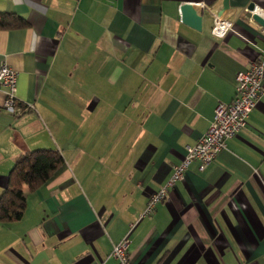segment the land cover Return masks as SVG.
<instances>
[{
  "label": "crops",
  "instance_id": "1",
  "mask_svg": "<svg viewBox=\"0 0 264 264\" xmlns=\"http://www.w3.org/2000/svg\"><path fill=\"white\" fill-rule=\"evenodd\" d=\"M182 2L200 31L177 21ZM251 3L264 10V0H0V13L28 23L0 30V66L32 106L8 116L0 87V196L23 153L64 160L37 191L23 187L20 221L0 223V264H117L110 251L125 234L133 264H264V95L209 166L193 161L142 216L261 57ZM215 15L233 32L212 36Z\"/></svg>",
  "mask_w": 264,
  "mask_h": 264
},
{
  "label": "built area",
  "instance_id": "2",
  "mask_svg": "<svg viewBox=\"0 0 264 264\" xmlns=\"http://www.w3.org/2000/svg\"><path fill=\"white\" fill-rule=\"evenodd\" d=\"M191 5L193 4L191 3ZM196 5L201 8L205 7L202 2H197ZM256 8L258 7L255 6ZM259 10L264 13V10L260 8ZM250 14L257 13L254 10ZM262 18L264 19V17ZM249 20L263 31L262 27L251 17H249ZM229 32H233V24L215 15L211 35L216 38H223ZM263 78L264 51L261 57L251 62L245 71L236 75L233 100L228 104L218 103L216 105L207 131L194 145L186 147V155L183 160L173 168V173L167 185L150 197L142 216L149 215L157 203L167 198L168 187L184 179V173L193 161H198L200 164L199 170H204L226 148V142L247 126L251 112L264 95L262 88ZM16 81L17 73L6 64H2L0 66V87L4 94L2 108L12 118H19L32 108L30 104L21 105L18 102L15 95ZM132 228L133 226L131 225L130 230ZM129 249V234H125L120 241L112 245L110 256L117 261V264H133L129 258Z\"/></svg>",
  "mask_w": 264,
  "mask_h": 264
},
{
  "label": "trees",
  "instance_id": "3",
  "mask_svg": "<svg viewBox=\"0 0 264 264\" xmlns=\"http://www.w3.org/2000/svg\"><path fill=\"white\" fill-rule=\"evenodd\" d=\"M27 21L14 14L0 13V30L26 28ZM64 165L62 155L51 149L23 153L16 161L7 178V186L0 196V223L20 221L26 209L27 191L35 192L49 182Z\"/></svg>",
  "mask_w": 264,
  "mask_h": 264
},
{
  "label": "water",
  "instance_id": "4",
  "mask_svg": "<svg viewBox=\"0 0 264 264\" xmlns=\"http://www.w3.org/2000/svg\"><path fill=\"white\" fill-rule=\"evenodd\" d=\"M227 7V0H224V8ZM248 16L251 17L264 31V19L257 14H250L255 10L253 3L247 7ZM177 21L188 26L189 28L200 31L201 30V18L194 11L190 2H182L179 6L177 13Z\"/></svg>",
  "mask_w": 264,
  "mask_h": 264
},
{
  "label": "bare ground",
  "instance_id": "5",
  "mask_svg": "<svg viewBox=\"0 0 264 264\" xmlns=\"http://www.w3.org/2000/svg\"><path fill=\"white\" fill-rule=\"evenodd\" d=\"M255 12H256L258 15L264 17V13H262L258 8L255 9Z\"/></svg>",
  "mask_w": 264,
  "mask_h": 264
}]
</instances>
